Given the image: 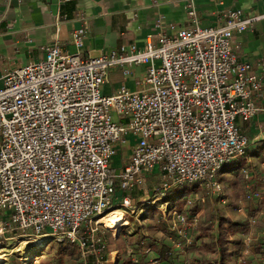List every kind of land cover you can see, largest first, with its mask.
I'll return each mask as SVG.
<instances>
[{
  "label": "built area",
  "instance_id": "2783aa9c",
  "mask_svg": "<svg viewBox=\"0 0 264 264\" xmlns=\"http://www.w3.org/2000/svg\"><path fill=\"white\" fill-rule=\"evenodd\" d=\"M186 8L191 27L148 37L142 47L85 54L80 29L71 35L75 53L55 41L43 48L42 61L3 77L0 238L16 232L11 239L68 241L84 257L92 254L94 264H111L94 238L98 227L106 230L101 220L119 209L127 217L134 213L130 193L144 191L155 171L165 187L196 184L221 192L222 167L249 147L239 123L260 111L264 82V59L239 61L232 38L264 15L233 10L221 25L201 28L192 0ZM141 66L136 89L122 85L113 95L101 93L111 71L127 79ZM129 135L137 141L115 167ZM261 196L250 190L246 202Z\"/></svg>",
  "mask_w": 264,
  "mask_h": 264
},
{
  "label": "crops",
  "instance_id": "0c3cea01",
  "mask_svg": "<svg viewBox=\"0 0 264 264\" xmlns=\"http://www.w3.org/2000/svg\"><path fill=\"white\" fill-rule=\"evenodd\" d=\"M57 1L0 0V87L3 77L9 71L42 61L45 58L43 48L55 41L67 53H75L76 49L70 42L71 35L80 29H84L82 53L97 56L121 46L134 44L142 47L148 37L155 40L158 33L173 35L176 31L192 25L186 8L190 0ZM192 1L197 25L201 28L221 25L224 15L233 10H240L250 17L264 15V0ZM232 43L237 47L239 61L253 64L262 61L264 18L255 21L251 29L235 34ZM143 71L142 66L134 67L132 77L127 79L119 69L111 71L101 93L113 95L122 85L130 90L136 89L137 80ZM258 106L260 111L251 121L239 123L249 139V147L245 156L239 160L243 164L238 171L248 175V187L251 191H261L262 201L258 203L254 200L246 202V195L243 198L246 211L252 210L248 211L247 216H255L258 220L252 229V238L259 240L260 246L256 250L260 253L264 251V82ZM136 141V137L132 135L127 137L125 144L114 157L113 166L118 167L131 154ZM153 179L160 180L156 171L150 176L149 184ZM167 255L170 256V252ZM164 260L160 264L169 263L170 257Z\"/></svg>",
  "mask_w": 264,
  "mask_h": 264
},
{
  "label": "rangeland",
  "instance_id": "374dc122",
  "mask_svg": "<svg viewBox=\"0 0 264 264\" xmlns=\"http://www.w3.org/2000/svg\"><path fill=\"white\" fill-rule=\"evenodd\" d=\"M237 161L230 164L234 165L233 163ZM246 175L241 171H237L236 175L220 171L219 194L211 193L205 187L196 184L165 187L161 180L153 179L144 191L130 193L136 210L130 213L129 217L125 214L126 218L116 231L108 229L107 231L98 227L99 231L94 238L105 245L102 259L110 261L111 264H160L163 263L161 261L164 260L162 258L164 256L167 257L166 259L170 257L167 264H216L220 252L217 250L215 240L220 231L218 222L223 219L236 224H245L242 229H238L229 228L226 222L222 223L221 228L224 232L227 231L224 234V244L232 255L230 263L264 264V251L259 253L256 250V247L260 246L259 240L252 238V229L257 225L258 220L255 219L254 224L249 223V219L255 216L250 218L247 216L248 211L252 210L246 211L244 204L243 198L250 190ZM183 186L189 187V190L183 193V196L175 197L174 193L178 187ZM171 197L177 200L170 201ZM260 200L254 199L256 203ZM240 208L243 210L242 213L238 211ZM124 211L122 209V212ZM178 214L184 216L186 220L181 222L177 218ZM16 234V232L2 234L0 251H3V261H0V264H94L95 262L92 254L84 257L82 248L75 243L47 240L40 248L34 245L24 247L21 244L27 239H11ZM112 234L118 242H114ZM201 235L204 238L200 237ZM84 237L88 249H91L90 237L87 235ZM246 238L249 242L245 244ZM237 241L239 245L236 244ZM204 243H208L215 250H207ZM168 252L170 256L167 255Z\"/></svg>",
  "mask_w": 264,
  "mask_h": 264
},
{
  "label": "trees",
  "instance_id": "16d2710c",
  "mask_svg": "<svg viewBox=\"0 0 264 264\" xmlns=\"http://www.w3.org/2000/svg\"><path fill=\"white\" fill-rule=\"evenodd\" d=\"M236 163V164H235ZM233 163L234 165L232 164H227L225 165L222 169H221V173H237V171L239 170L238 168H240V166L243 164L241 161L239 162V160L237 162ZM189 190V187L187 186H183V187H178V190L176 191V194L175 197H178V196H183L182 194L187 192ZM180 196V197H181ZM175 197H171L169 200L170 201H175L177 199H174ZM226 224H229V228H238V229H242L243 226H245V224H236V223H232L230 221H223V219H220V223L218 222V226H219V234L215 240V243L217 244V250H219L220 252V255H219V259L217 261L216 264H231L230 263V257L232 256L227 250V248L225 247V244H224V234H226L227 231L224 232V230L221 228L222 226V223H225ZM202 237V235L200 236ZM204 238V237H202ZM228 242V241H227ZM238 242V241H237ZM237 245H239L240 243H236ZM204 246L207 247V250H210V251H214L215 249L213 247H210V245L208 243H204ZM163 259L167 258V257H162Z\"/></svg>",
  "mask_w": 264,
  "mask_h": 264
},
{
  "label": "bare ground",
  "instance_id": "6f19581e",
  "mask_svg": "<svg viewBox=\"0 0 264 264\" xmlns=\"http://www.w3.org/2000/svg\"><path fill=\"white\" fill-rule=\"evenodd\" d=\"M126 218L125 213H123L120 210L113 211L110 215L104 217L101 220V224L106 228V230L110 231H116V229L123 223L124 219ZM45 241H43L40 238H31L27 240H23V243L21 244L22 246H28V245H34L37 246L38 248L43 247ZM3 251H0V261H3V256H2ZM115 254V253H113ZM27 261L29 259H26Z\"/></svg>",
  "mask_w": 264,
  "mask_h": 264
}]
</instances>
